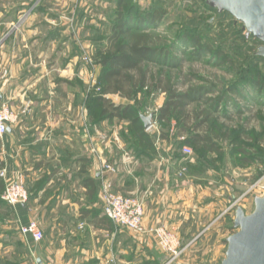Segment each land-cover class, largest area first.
Wrapping results in <instances>:
<instances>
[{
  "label": "rangeland",
  "instance_id": "1",
  "mask_svg": "<svg viewBox=\"0 0 264 264\" xmlns=\"http://www.w3.org/2000/svg\"><path fill=\"white\" fill-rule=\"evenodd\" d=\"M126 2L125 8L129 11H125V14L127 16L132 11L133 18L140 16L146 20L154 11H163L161 19L155 24L143 21L141 27L133 26L136 28L133 31L145 33L151 45L165 49L167 53L170 66L145 63L155 77L169 79L176 83L178 90L210 85L215 89L204 97L216 100L214 108L210 110L215 117L212 135L217 147L211 151H196L183 143L191 131L181 128L179 118L170 116L166 122L157 120L156 113L166 99L165 92L143 89L132 101L137 103L141 114L154 113L149 133L155 138L161 134L167 137L163 142L159 141L160 149L165 145L169 148L166 152L170 159L176 157L182 160L187 166L181 170H185L184 174L194 184H199L200 195L202 190L205 191L206 214L200 219L195 234L181 241L180 236L171 230L178 241V255L172 263L219 264L225 256L227 237L237 230L232 226L236 207L243 208L246 214L251 213L254 197L264 192V57L255 55L261 42L252 35L246 36L241 22L235 21L228 12H218L208 6L205 0ZM116 4L117 0H0V64H5L3 60L6 62L7 55L3 50L9 52L12 49V36L23 33L27 25L29 28L42 20L46 21L48 25L43 30L40 26L35 27L34 33L40 34L62 29L71 39V53L70 48L62 53L57 44L55 51L39 58L38 65L49 66L52 62L54 69H57L54 72L57 79L65 80L71 76L74 119L78 123L85 121L86 117L88 122L90 118L96 121L98 113L93 108L94 95L100 89L99 81L103 73L97 58L109 46L108 38L116 23ZM194 36H199L201 42L209 44L211 49L194 53L196 47L191 44ZM256 80L262 85L260 89L254 85ZM228 86H233L235 91L230 92ZM106 97L122 105L132 102L120 95ZM196 105L206 107L202 102ZM196 105L190 104L189 109ZM192 122L193 119L190 124ZM116 123V127L107 126V130L117 128L127 144L133 142L131 133H127V124ZM205 128L203 126L199 130L204 131ZM227 133L229 135L224 136ZM184 147L191 148V152L186 153ZM104 163L114 167V171H105ZM101 166L103 173L116 170L107 160H101ZM1 170L6 172L5 168ZM1 179L5 186L8 176L6 180ZM107 185L112 193L134 196L113 191L109 182ZM3 190H0V197ZM8 205L14 208L20 204ZM15 223L19 231V225L25 222L15 216ZM118 228L124 231L130 242L122 263H149L145 251L135 245L142 235L125 227ZM149 235L154 241L153 247L148 250L155 259L154 264H165L171 254L160 248L154 235Z\"/></svg>",
  "mask_w": 264,
  "mask_h": 264
},
{
  "label": "crops",
  "instance_id": "2",
  "mask_svg": "<svg viewBox=\"0 0 264 264\" xmlns=\"http://www.w3.org/2000/svg\"><path fill=\"white\" fill-rule=\"evenodd\" d=\"M46 25L42 20L15 33L13 51L3 50L6 62L0 64V100L17 113L0 137V169L29 193L27 202L14 208L0 197V264H123L130 242L102 212L107 182L113 191L139 198L146 229L163 225L181 241L195 234L206 199L181 170L187 165L170 159L165 145L160 149V137H153L155 151L143 152L127 144L117 128L107 130L126 121L76 122L73 78L57 79L52 62L38 65L57 44L62 53L69 48L71 53V39L62 29L34 33ZM101 160L112 163L115 172L103 173ZM86 179H92L90 185ZM14 215L25 223L36 220L43 238L22 236ZM149 234H140L135 245L154 264Z\"/></svg>",
  "mask_w": 264,
  "mask_h": 264
},
{
  "label": "trees",
  "instance_id": "3",
  "mask_svg": "<svg viewBox=\"0 0 264 264\" xmlns=\"http://www.w3.org/2000/svg\"><path fill=\"white\" fill-rule=\"evenodd\" d=\"M116 5V23L108 38L109 46L97 58V62L103 67V73L99 81L100 89L94 95L93 108L98 113L97 120L116 118L126 121L127 133H131L133 138L131 144L137 151L139 149L143 152H153L155 151L153 136L144 128L140 118V109L137 103L132 100H135L136 94L143 89L165 92L166 99L156 113L157 120L166 122L170 116L179 118L181 128L191 131V134L186 136L183 143L192 146L196 151L201 149L205 151L214 150L217 147L212 135L215 129V123L213 122L215 117H213L210 108H214L216 100L212 98L204 99L207 93L215 90L214 87L212 85L209 87L191 86L185 90H178L175 87L176 83H172L169 79L164 80L161 76L155 77L154 73H151V68L145 66V63L171 65L169 59H167V53L164 52L165 49L151 45L145 37V33L133 31L135 28L133 26L136 25V28H139L143 21L146 24H155L161 19L163 11L156 10L149 14L146 20H143L140 16L133 18L132 11L126 16L125 13L129 11L125 8L127 6L126 0H117ZM191 44L196 47L194 51L196 54L211 49L209 44L201 42L199 36H194ZM163 52L164 58L162 57ZM254 85L257 89L262 87L257 80ZM228 87L230 92L235 91L233 86ZM107 95H120L133 103L117 104L106 97ZM200 102L206 107L201 108L200 105H196ZM190 104L196 106L190 110ZM192 119L193 122L190 124ZM203 126H206L205 130L200 131L199 129ZM228 135L227 133L224 136ZM160 138L166 139L167 137L161 134ZM86 181L89 182L86 185H90L92 179H86ZM3 186L4 181L0 178V189H4ZM110 222L112 221L110 220Z\"/></svg>",
  "mask_w": 264,
  "mask_h": 264
},
{
  "label": "water",
  "instance_id": "4",
  "mask_svg": "<svg viewBox=\"0 0 264 264\" xmlns=\"http://www.w3.org/2000/svg\"><path fill=\"white\" fill-rule=\"evenodd\" d=\"M205 3L241 22L246 36L252 35L261 42L255 54L264 56V0H205ZM153 116V112L140 115L146 130L152 126ZM232 226L237 230L227 237L225 256L219 264H264V192L254 197L251 213L236 207Z\"/></svg>",
  "mask_w": 264,
  "mask_h": 264
},
{
  "label": "built area",
  "instance_id": "5",
  "mask_svg": "<svg viewBox=\"0 0 264 264\" xmlns=\"http://www.w3.org/2000/svg\"><path fill=\"white\" fill-rule=\"evenodd\" d=\"M16 118L17 113L13 112L7 103L0 101V137L6 133L8 124L15 121ZM184 149L186 153L191 152V148L189 147H184ZM103 167L105 171H114V167L108 163H104ZM0 177L6 180L5 170L0 171ZM1 198L10 205L24 204L28 200V192L22 184L8 180L4 186ZM102 200L103 214L117 227H125L139 234L147 232L154 235L160 248L171 254L170 259L165 264L173 262L174 258L178 255L177 239L173 235V232L163 225L148 229L143 226L144 210L139 198L112 193L106 184L102 189ZM19 232L24 237L30 236L34 241H40L44 236L36 221L20 224ZM112 264L118 263L113 261Z\"/></svg>",
  "mask_w": 264,
  "mask_h": 264
}]
</instances>
